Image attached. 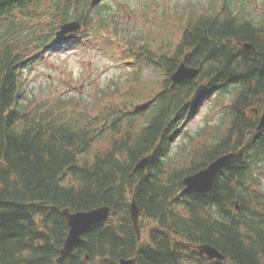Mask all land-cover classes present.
<instances>
[{
	"label": "trees",
	"instance_id": "trees-1",
	"mask_svg": "<svg viewBox=\"0 0 264 264\" xmlns=\"http://www.w3.org/2000/svg\"><path fill=\"white\" fill-rule=\"evenodd\" d=\"M111 1L0 0V264H117L132 257L136 264H264V128L257 131L258 119L248 114L264 108V0L260 9L255 0H222L189 11L175 44L115 27L126 37L117 49L131 83L143 81V69L153 72L147 83L153 102L143 112L124 102L129 92L142 98L134 87L99 112L70 96L24 92L23 72L52 48L110 47L102 31L124 20ZM72 21L81 25L78 32L56 36ZM245 42L254 50L237 46ZM180 62L198 74L172 83ZM206 100L220 112L217 122L202 144L188 142L174 160L172 138ZM225 154L232 156L213 190L176 198L185 177ZM147 155L146 168L133 172ZM131 197L146 240L137 239L130 220ZM103 205L114 214L61 256L62 210ZM201 244L225 260L199 255Z\"/></svg>",
	"mask_w": 264,
	"mask_h": 264
},
{
	"label": "rangeland",
	"instance_id": "rangeland-1",
	"mask_svg": "<svg viewBox=\"0 0 264 264\" xmlns=\"http://www.w3.org/2000/svg\"><path fill=\"white\" fill-rule=\"evenodd\" d=\"M106 1L109 0H102L100 3ZM221 1L112 0L110 4L118 3V10L124 20L120 23L119 19H116L109 28L102 31L104 36L113 41L110 47L97 43V46L87 48L78 43L69 47L52 48L44 58L23 72L24 92L30 96L34 94L36 97H40V93L61 99L70 96L76 103L78 101L89 109L99 112L103 107L114 105L121 100L125 87H134V92L136 89L142 91V98L136 99L135 94L129 92L125 94L124 102L132 107L142 104L151 98L147 83L152 78L153 72L143 69L140 73L143 81L134 85L131 83L129 77L131 69L128 63L123 62L124 57L119 55L118 50L126 45V37L122 34L118 35L115 27L119 29L120 26H126L129 31L127 33L137 31L141 34L147 33L154 44L153 40L156 36H161L163 40L175 44L184 27L183 20L187 12L217 5ZM228 1L231 5H238L239 0ZM239 3L245 10L251 11L253 7L261 8V0H255L253 7L250 4L245 7L241 2ZM116 42L118 43L115 44ZM140 42L139 40L137 44ZM211 100L201 102L197 110L185 121L181 131L172 138L168 153L173 159L178 151L184 150V145L189 144L188 142L194 141L200 145L204 142L203 139L208 138L209 126L214 125L220 115L219 111L213 112L210 109ZM262 184L264 185V170ZM140 230L141 238L146 240L147 228L142 227Z\"/></svg>",
	"mask_w": 264,
	"mask_h": 264
},
{
	"label": "water",
	"instance_id": "water-1",
	"mask_svg": "<svg viewBox=\"0 0 264 264\" xmlns=\"http://www.w3.org/2000/svg\"><path fill=\"white\" fill-rule=\"evenodd\" d=\"M100 0H92L91 5H95ZM80 24L77 22H69L60 26L59 31L56 33L59 35H65L68 33H74L80 29ZM242 49L244 50H254L250 44H243ZM197 74V70L193 68L186 67L183 63H180L178 68L174 73L171 74L170 80L172 82H179L182 80H191ZM151 101H147L140 105H136L134 107V112L144 111L149 105ZM255 114H257L256 110H252ZM264 126V111L260 116V122L257 126V129H260ZM232 154H225L214 161H212L207 167L204 169L189 175L183 180V189L177 196H183L187 193H203L207 191H211L214 186L215 177L220 171V169L227 164ZM149 160V156L143 157L140 159L134 166L133 172L142 170L146 167ZM129 216L130 220L133 223L137 238L139 239V226L138 220L140 217V210L135 202L134 197L131 198L129 206ZM111 213V209L105 205L96 207L89 211H76L70 212L69 209L65 208L62 210V215L65 219L66 226L68 228L67 235L64 239L63 246L60 250L61 256H66L69 254L74 248H76L81 243V237L84 233H86L92 226L97 225L99 223L104 222ZM198 253L203 255L211 260L223 261L225 260V256H223L218 250L208 244H201L195 246ZM137 258L132 259H120L118 264H135Z\"/></svg>",
	"mask_w": 264,
	"mask_h": 264
}]
</instances>
